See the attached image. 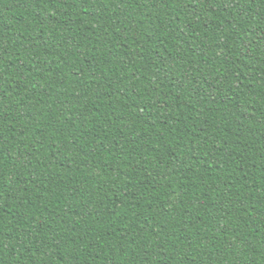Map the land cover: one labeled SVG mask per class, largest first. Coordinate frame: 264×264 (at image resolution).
<instances>
[{"label":"trees","instance_id":"16d2710c","mask_svg":"<svg viewBox=\"0 0 264 264\" xmlns=\"http://www.w3.org/2000/svg\"><path fill=\"white\" fill-rule=\"evenodd\" d=\"M0 264H264V0H0Z\"/></svg>","mask_w":264,"mask_h":264}]
</instances>
